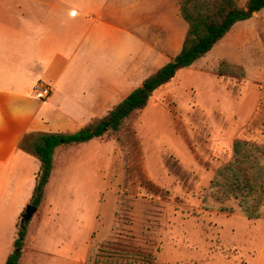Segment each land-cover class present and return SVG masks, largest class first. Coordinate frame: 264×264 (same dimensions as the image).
<instances>
[{
  "label": "rangeland",
  "instance_id": "1",
  "mask_svg": "<svg viewBox=\"0 0 264 264\" xmlns=\"http://www.w3.org/2000/svg\"><path fill=\"white\" fill-rule=\"evenodd\" d=\"M182 1L151 6L153 20L166 17L158 27L125 30L139 40L141 56L151 53L144 40L157 48L154 70L141 72L138 88L179 54L188 31ZM74 48L60 44L66 55ZM222 62L245 74L220 76ZM237 139L264 144V10L179 70L107 143L85 145L73 168H57L41 212L26 223L24 238L18 232L12 252L3 250L0 232V264L21 239L18 264H93L101 248L151 256L155 264H264V206L260 219H250L235 201L212 197L211 181Z\"/></svg>",
  "mask_w": 264,
  "mask_h": 264
},
{
  "label": "crops",
  "instance_id": "2",
  "mask_svg": "<svg viewBox=\"0 0 264 264\" xmlns=\"http://www.w3.org/2000/svg\"><path fill=\"white\" fill-rule=\"evenodd\" d=\"M159 1L172 9L174 0H0L3 250L15 249L21 219L41 171V162L20 148L21 141L33 133L75 134L106 116L139 87L141 72L149 67L154 70L157 48L154 39L152 43L144 40L142 44L150 46L151 53L141 56L135 49L139 40L131 33L124 37V33L130 28L158 27L161 20L165 21L166 17L157 21L151 16V6ZM177 8L180 11V6ZM27 11H32L30 19ZM84 29V37L77 41L74 35ZM93 29L96 31L88 38ZM60 44L75 48L66 55ZM37 82L49 86L48 98L35 95ZM104 138L56 149L46 197L57 168H73L72 156L77 150L94 141L107 143ZM41 209L38 207L33 218Z\"/></svg>",
  "mask_w": 264,
  "mask_h": 264
},
{
  "label": "trees",
  "instance_id": "3",
  "mask_svg": "<svg viewBox=\"0 0 264 264\" xmlns=\"http://www.w3.org/2000/svg\"><path fill=\"white\" fill-rule=\"evenodd\" d=\"M264 10V0H248L241 6L238 0H183L180 15L188 31L179 54L168 64L148 77L142 86L106 116L95 120L75 134L33 133L25 136L20 147L41 162V171L30 205L39 207L50 181L53 158L59 146L89 142L95 138L112 137V132L126 126L133 113L143 111L149 101L148 93H155L168 85L183 68H189L204 58L242 21ZM220 76H243L240 66L222 62ZM213 199L221 204L235 201L240 212L250 219H260L264 206V144L237 139L233 143L231 159L220 166L211 181ZM26 224L20 225L19 237L24 238ZM23 239L16 243V251L5 264H18ZM155 264L151 256L101 248L93 264Z\"/></svg>",
  "mask_w": 264,
  "mask_h": 264
},
{
  "label": "water",
  "instance_id": "4",
  "mask_svg": "<svg viewBox=\"0 0 264 264\" xmlns=\"http://www.w3.org/2000/svg\"><path fill=\"white\" fill-rule=\"evenodd\" d=\"M153 93H148V96H152ZM38 211V208L33 206V205H28L26 207V211L25 213L23 214L22 216V219H21V225H24L26 223H28L32 218L33 216L35 215V213Z\"/></svg>",
  "mask_w": 264,
  "mask_h": 264
},
{
  "label": "built area",
  "instance_id": "5",
  "mask_svg": "<svg viewBox=\"0 0 264 264\" xmlns=\"http://www.w3.org/2000/svg\"><path fill=\"white\" fill-rule=\"evenodd\" d=\"M35 92L37 97L41 99L48 98L51 95V89L49 86L43 84V83H38L35 87Z\"/></svg>",
  "mask_w": 264,
  "mask_h": 264
}]
</instances>
